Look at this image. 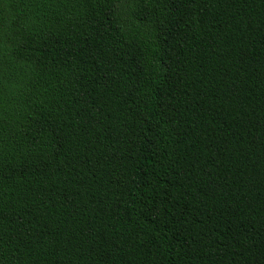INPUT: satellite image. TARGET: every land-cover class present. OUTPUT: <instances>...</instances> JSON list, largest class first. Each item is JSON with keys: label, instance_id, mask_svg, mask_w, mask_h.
I'll return each mask as SVG.
<instances>
[{"label": "trees", "instance_id": "1", "mask_svg": "<svg viewBox=\"0 0 264 264\" xmlns=\"http://www.w3.org/2000/svg\"><path fill=\"white\" fill-rule=\"evenodd\" d=\"M0 264H264V0H0Z\"/></svg>", "mask_w": 264, "mask_h": 264}]
</instances>
